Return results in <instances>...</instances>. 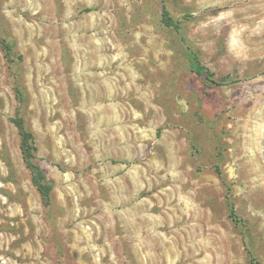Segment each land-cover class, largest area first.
I'll return each mask as SVG.
<instances>
[{"label": "rangeland", "instance_id": "374dc122", "mask_svg": "<svg viewBox=\"0 0 264 264\" xmlns=\"http://www.w3.org/2000/svg\"><path fill=\"white\" fill-rule=\"evenodd\" d=\"M192 50L226 83L193 72ZM250 251L264 264V0H0V264Z\"/></svg>", "mask_w": 264, "mask_h": 264}, {"label": "trees", "instance_id": "16d2710c", "mask_svg": "<svg viewBox=\"0 0 264 264\" xmlns=\"http://www.w3.org/2000/svg\"><path fill=\"white\" fill-rule=\"evenodd\" d=\"M162 21L164 24L170 27H174L176 29L181 28V21L175 20L171 14L167 6L164 4L162 8ZM4 47H8V44L4 41ZM190 68L193 72L203 75L208 81L216 84H224L226 83L225 79H216L214 72L206 66L200 59L199 55L195 51L190 52ZM13 122L19 129V133L21 136V150L23 154V158L29 170L32 173V179L42 195L44 204L49 206L52 201V189L53 183L48 178L45 170L36 162V150L37 145L35 143V136L32 131H30L22 117L13 118ZM232 216L239 220L236 216L235 209H231ZM251 253V261L255 264H260V262L255 258L253 253Z\"/></svg>", "mask_w": 264, "mask_h": 264}]
</instances>
